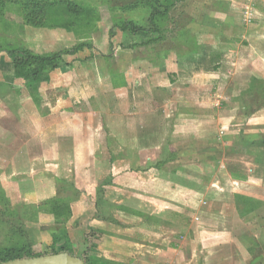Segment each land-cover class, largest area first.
<instances>
[{"label":"crops","instance_id":"0c3cea01","mask_svg":"<svg viewBox=\"0 0 264 264\" xmlns=\"http://www.w3.org/2000/svg\"><path fill=\"white\" fill-rule=\"evenodd\" d=\"M246 1L220 0L222 8L211 9L222 15H213L214 26L223 23L235 35L220 38L214 34L222 26L203 27L213 38H194L192 50L180 58L147 57L145 71L134 70V80L119 72L120 101L96 115L93 129L72 102V109L45 117L35 106L15 137L24 139L26 131V145L9 154L20 160L0 166V190L11 200L29 196L40 204L56 196L58 180L73 179L82 197L90 198L89 188L108 176L103 192L118 193L119 201L111 197L117 207L103 199L96 212L95 206H83L82 197L71 206L68 222L79 220L81 231L89 226L96 237L88 246L96 254L88 251V260L198 264L193 247H201L211 249L215 261L228 249L234 254L223 261L264 264L258 249L264 246V148L256 145L264 139V0ZM233 10L239 12L234 20L228 16ZM205 150L215 158L201 172L198 164H162L169 152ZM249 225L257 233L248 232ZM82 232L86 244L90 240Z\"/></svg>","mask_w":264,"mask_h":264},{"label":"rangeland","instance_id":"374dc122","mask_svg":"<svg viewBox=\"0 0 264 264\" xmlns=\"http://www.w3.org/2000/svg\"><path fill=\"white\" fill-rule=\"evenodd\" d=\"M27 1L29 0H8L0 15V166L12 165L20 160L19 157L9 154H14L18 147L26 145V131L24 139L18 140L15 137L18 138L17 135L26 127V114L29 112L31 116L32 112H36L35 106L40 108V116L45 117L59 113V108L69 106L72 109V104L78 114L83 116L80 118L91 127L89 129H93L96 115L103 108H116L120 101L116 100L117 86L123 85L119 72L127 76L124 77L125 80H134V70L145 71V58L159 60L162 55L168 54L180 58L179 53L185 54L192 50L194 38L198 37L200 42L213 38L203 27H212V30L218 31L223 25L221 23L214 26L213 21L216 20L213 18L214 12L211 11L213 7L222 6V2H218L220 0H160L161 7H158L153 23L150 22V17L156 7L154 0H49L51 5L46 8L48 12L45 23L40 27H32L24 22L22 16L21 3ZM68 1L79 6L81 15L72 16L65 12L64 2ZM249 2L252 0H247L246 5ZM245 9L247 8L244 7ZM164 11L167 13L162 15ZM233 12L228 16L234 20L239 12ZM244 16V22L249 24L252 17L248 10ZM129 25L139 28V31L134 35L129 31H121L122 27ZM219 31V34L214 35L220 38L227 34L235 35L230 31L226 32L223 26ZM239 32L240 30L236 34ZM79 45L83 46L79 51L63 55L56 70L46 72L49 79L41 83L38 92L29 87L25 79L14 76L13 62L8 56L10 51H28L46 56L70 51ZM140 80H143L142 77ZM135 82L139 86V80L135 79ZM57 100L62 102L60 107L50 105L57 104ZM70 102L72 103L69 105ZM17 111L20 117L16 118L14 116ZM86 114H89L88 117ZM11 128L15 135L8 133ZM75 138H78L77 133ZM27 144L32 146L30 141ZM213 157L215 158L206 150L187 151L182 154L178 152L177 155L169 152L162 164L182 161L183 165L193 168L191 165L194 164L199 167L207 165ZM102 159L107 161L109 158L103 156ZM201 167L200 172L204 170ZM73 175L75 178L76 173ZM94 175L100 176L101 173ZM72 180H58L56 196L40 204H36L33 197L29 196L25 201L20 198L11 200L0 190V255L5 250H19L24 257L51 255L54 251H60L85 261L88 260V251H92V255L96 254L94 247L93 250L88 248L95 244L93 229L82 226L85 230L82 232L79 220L68 222L72 215V204L82 197ZM104 180L103 182L109 180L108 176L105 175ZM103 182L97 181L89 188L88 191L92 194L90 198H81L84 207L95 206L98 212L100 209L97 205L103 199H107L111 207H117L112 205L111 197L114 196L119 201L118 193L112 194L111 190H105L104 194ZM248 229L251 234L257 233L250 225ZM81 232L83 236L89 237L88 243L85 244L80 239ZM258 246L256 248L264 254V246ZM193 248L198 264H237L234 259L223 261L225 256L234 254L228 249L219 251L221 260L215 261L211 249L208 251L201 247ZM102 261L99 258L89 260L93 262L90 264H103Z\"/></svg>","mask_w":264,"mask_h":264},{"label":"trees","instance_id":"16d2710c","mask_svg":"<svg viewBox=\"0 0 264 264\" xmlns=\"http://www.w3.org/2000/svg\"><path fill=\"white\" fill-rule=\"evenodd\" d=\"M7 1L8 0H0V15ZM154 3L156 7L153 10L150 17L151 23H153L154 17L157 16L158 14L157 12L158 7H161V5L159 4L160 0H154ZM64 4H65V12L68 13L69 15L72 16L81 15L82 10L79 8V6H76L74 3L69 1L64 2ZM50 5L51 3L49 2V0H29L27 2L21 3V9L23 13L22 16L24 22L32 27L42 26L45 23L47 17L48 11L46 8ZM162 13H163L162 15H165L167 12L164 11ZM121 31H129L131 34L134 35L136 34L137 31H139V28L129 25L128 27L126 26L122 27ZM82 47H83L82 45H79L70 51L59 52L46 56L35 55L28 51H10L8 52V56L13 62L14 76L16 78L25 79L28 82L29 87L35 88L36 92H38V87L41 85V83L47 82L49 79L46 72L48 71L51 72L56 70L62 61L63 55L73 54L79 51ZM38 95L40 94L38 93ZM256 145L258 148H264V139L258 142ZM59 252L54 251L51 254H58ZM20 253L21 251L19 250H5L0 255V264H3L11 260L22 259L25 257L28 258L39 257V256H30V255L24 257L20 255ZM85 263L90 264L93 262H89V260H85ZM103 264H107V263L103 262Z\"/></svg>","mask_w":264,"mask_h":264},{"label":"water","instance_id":"95a60500","mask_svg":"<svg viewBox=\"0 0 264 264\" xmlns=\"http://www.w3.org/2000/svg\"><path fill=\"white\" fill-rule=\"evenodd\" d=\"M3 264H86L84 260L71 256L68 253L43 255L35 258L11 260Z\"/></svg>","mask_w":264,"mask_h":264}]
</instances>
